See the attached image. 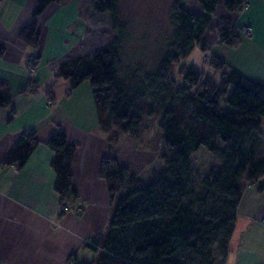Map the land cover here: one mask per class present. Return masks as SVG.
Returning <instances> with one entry per match:
<instances>
[{
  "label": "trees",
  "instance_id": "16d2710c",
  "mask_svg": "<svg viewBox=\"0 0 264 264\" xmlns=\"http://www.w3.org/2000/svg\"><path fill=\"white\" fill-rule=\"evenodd\" d=\"M60 1L37 0L33 16ZM90 2L94 13L109 14L116 25L118 0ZM183 2L173 0L169 47L134 90L129 91L117 78L118 38L94 54L58 65L56 78L67 80L71 90L89 82L100 125L125 135V148L135 147L143 117L161 114L159 173L145 182L119 168L114 160L101 163L99 176L112 204L108 227L90 241L93 246H87L101 249L97 260L78 264H213V249L224 262L242 191L264 176L260 156L264 136L259 130L264 120V85L234 70L223 71L224 63L215 58L209 65L221 72L217 83L192 65L179 66L180 82L171 77L172 67L199 44L217 5V0H197L202 12L194 15L184 9ZM246 2L223 0V7L229 13L239 12ZM217 34L222 45L239 43V35L228 21L217 26ZM19 38L36 47L35 23L24 27ZM48 101L53 103L49 95ZM8 106L0 98V108ZM37 144L33 133L21 135L3 164L21 168ZM46 147L53 153L50 167L61 217L65 214L62 204L76 199L70 188L74 146L54 130ZM201 148L219 166L209 178L196 183L191 158Z\"/></svg>",
  "mask_w": 264,
  "mask_h": 264
},
{
  "label": "crops",
  "instance_id": "0c3cea01",
  "mask_svg": "<svg viewBox=\"0 0 264 264\" xmlns=\"http://www.w3.org/2000/svg\"><path fill=\"white\" fill-rule=\"evenodd\" d=\"M36 3L0 0V98L9 102L7 108H0V264L91 262L99 249L85 243L106 232L112 206L99 176L101 163L114 160L119 168L140 178L142 170L133 167L148 154L125 148V135L100 125L90 85L82 82L71 90L67 80L56 78L60 63L85 55L83 0L50 4L34 17ZM183 7L194 15L202 12L197 0H184ZM222 21H228L239 35L235 47L219 43L217 26ZM32 23L38 35L36 47L19 38L21 30ZM245 27L250 29L248 35L241 32ZM201 45L210 72L198 71L214 78V83L221 72L211 69V58L224 63L223 71L234 70L264 85V0H248L243 10L234 13L225 11L223 0H217L195 46ZM57 47H61L58 52ZM29 57L34 59L32 75L27 69ZM54 130L74 146L70 188L76 199L70 204L81 210L79 215L70 210L58 217L59 197L53 190L55 174L50 167L53 153L46 147ZM26 133L35 135L37 146L21 168L5 166L4 158ZM147 164L148 159L141 169ZM223 264H264V176L242 191Z\"/></svg>",
  "mask_w": 264,
  "mask_h": 264
},
{
  "label": "rangeland",
  "instance_id": "374dc122",
  "mask_svg": "<svg viewBox=\"0 0 264 264\" xmlns=\"http://www.w3.org/2000/svg\"><path fill=\"white\" fill-rule=\"evenodd\" d=\"M173 0H118L116 11V25H112L111 16L107 13L96 14L91 9L90 0H83V12L86 20V52L85 55L96 53L100 48L112 43L115 38L119 40L117 58V78L124 83L129 91L134 90L144 80L145 76L152 71L157 62L169 47L172 26L170 12ZM247 28V27H246ZM249 29V28H247ZM242 34L246 33L242 29ZM61 47H57V52ZM55 50V53H56ZM200 48L194 49L180 62L186 67L193 66L196 70L203 71L206 75L210 69L203 61ZM75 57H78L75 56ZM74 59V58H72ZM178 64L172 67L171 77L176 83L180 82L177 74ZM205 76V75H204ZM214 79L212 77H209ZM89 86L88 81H84ZM216 82V80H215ZM146 102H148L146 100ZM225 109V106L221 104ZM145 109L147 107L144 106ZM161 114L155 113L152 117H143L141 120L140 136L134 148L148 154L139 162L138 167L133 169L142 170L140 178L147 181L150 174L161 170L160 152V129ZM260 132H264V120L260 126ZM126 137V136H125ZM135 142V141H134ZM262 150L260 156L264 159V139L261 141ZM148 159V164L141 169V165ZM192 177L196 183L209 178L215 173L219 162L216 158L201 148L196 155L192 156ZM140 166V167H139ZM71 201L62 204L64 213L72 210L76 215L81 213L79 208H71ZM86 246H93L90 240ZM101 249L98 251L100 252ZM214 250V263L223 264L222 257ZM98 258V257H97ZM97 260V259H96ZM95 260V261H96ZM69 264V263H68Z\"/></svg>",
  "mask_w": 264,
  "mask_h": 264
},
{
  "label": "built area",
  "instance_id": "2783aa9c",
  "mask_svg": "<svg viewBox=\"0 0 264 264\" xmlns=\"http://www.w3.org/2000/svg\"><path fill=\"white\" fill-rule=\"evenodd\" d=\"M248 1V0H247ZM247 3V2H246ZM246 7V4L244 5L243 9ZM242 9V10H243ZM243 30L246 32V33H250V29H247L246 27L243 28ZM27 69L29 71V74L32 75L34 73V59L32 57H29L27 59ZM16 168V166H14Z\"/></svg>",
  "mask_w": 264,
  "mask_h": 264
}]
</instances>
